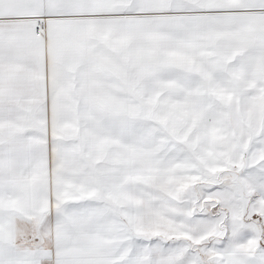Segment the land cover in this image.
Listing matches in <instances>:
<instances>
[{
  "label": "snow or ice",
  "instance_id": "snow-or-ice-1",
  "mask_svg": "<svg viewBox=\"0 0 264 264\" xmlns=\"http://www.w3.org/2000/svg\"><path fill=\"white\" fill-rule=\"evenodd\" d=\"M0 264H264V0H0Z\"/></svg>",
  "mask_w": 264,
  "mask_h": 264
}]
</instances>
